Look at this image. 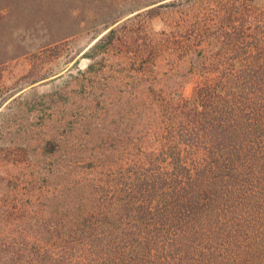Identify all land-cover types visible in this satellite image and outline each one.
I'll list each match as a JSON object with an SVG mask.
<instances>
[{"label":"rangeland","instance_id":"rangeland-1","mask_svg":"<svg viewBox=\"0 0 264 264\" xmlns=\"http://www.w3.org/2000/svg\"><path fill=\"white\" fill-rule=\"evenodd\" d=\"M165 1L0 0V264H34L36 255L87 264L83 219L100 228L102 214L118 217L134 178L185 180L204 165L208 147L184 141L178 104L195 92L244 90L253 99L261 90L257 76L245 75L255 47L243 52L248 38L231 35L242 12L247 25H259L264 46V0H183L149 22L127 19ZM116 25L121 44L98 40ZM132 33L138 48L129 45ZM149 36L168 41L151 54ZM123 219L119 235L128 232ZM181 236L178 229L160 237L145 260L165 250L178 263L168 244ZM121 240L116 250L129 258Z\"/></svg>","mask_w":264,"mask_h":264},{"label":"trees","instance_id":"trees-1","mask_svg":"<svg viewBox=\"0 0 264 264\" xmlns=\"http://www.w3.org/2000/svg\"><path fill=\"white\" fill-rule=\"evenodd\" d=\"M182 1L153 2L127 19L144 16L149 22L158 8ZM233 13L229 10L227 18ZM236 13L239 29L231 39L248 38L243 52L249 45L255 47L244 74L257 76L252 84L261 90L253 99L243 96L244 90L230 96L195 92L193 99L178 104L177 126L184 141L199 139L208 147L204 165L184 174L185 180L180 176L134 178L129 200L116 205L118 217L102 214L100 228H92L93 222L83 219L79 231L89 250L87 264H173L165 250L153 262L145 259L152 245L158 246L153 243L178 229L183 236L168 244V251L178 253L175 264H264V77H260L264 76V62L260 60L264 46L256 40L259 25H247L245 14ZM117 25L98 40L121 44L122 38L115 35ZM160 36L165 37V32ZM128 37L129 45L138 48L136 34ZM165 41L149 36L144 43L152 54ZM202 95L213 97L211 104L201 101ZM122 219L129 223L128 232L119 235L116 231ZM95 230L99 231L93 234ZM140 234L143 241H139ZM123 238L132 248L129 258L116 250ZM105 243L109 249L103 257ZM194 244L198 245L196 255L192 253ZM33 263L49 262L46 256L36 255Z\"/></svg>","mask_w":264,"mask_h":264}]
</instances>
